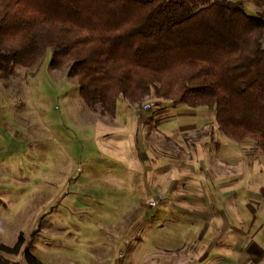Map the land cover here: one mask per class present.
I'll return each mask as SVG.
<instances>
[{
	"label": "rangeland",
	"instance_id": "374dc122",
	"mask_svg": "<svg viewBox=\"0 0 264 264\" xmlns=\"http://www.w3.org/2000/svg\"><path fill=\"white\" fill-rule=\"evenodd\" d=\"M50 58L47 49L39 64L0 77L2 244L22 235L47 264H114L122 255L105 235L117 231L133 236V264H156L202 251L194 237L207 223L211 233L228 226L233 261L246 246L237 234H259L264 249V155L253 140L224 135L206 107L169 99L119 96L110 117Z\"/></svg>",
	"mask_w": 264,
	"mask_h": 264
},
{
	"label": "trees",
	"instance_id": "16d2710c",
	"mask_svg": "<svg viewBox=\"0 0 264 264\" xmlns=\"http://www.w3.org/2000/svg\"><path fill=\"white\" fill-rule=\"evenodd\" d=\"M263 40L264 14L238 0H0V77L50 49L49 67L66 66L88 107L113 117L119 96L206 107L224 135L264 155Z\"/></svg>",
	"mask_w": 264,
	"mask_h": 264
},
{
	"label": "crops",
	"instance_id": "0c3cea01",
	"mask_svg": "<svg viewBox=\"0 0 264 264\" xmlns=\"http://www.w3.org/2000/svg\"><path fill=\"white\" fill-rule=\"evenodd\" d=\"M210 227L211 226L207 225L206 223L203 226V230H201L194 237L195 240H199L200 244L206 245V247H204L202 251V248H198L197 251H193V255L191 256L190 254L187 255L188 253L184 252V250H181V252L179 251L171 255L174 260H169L170 256L165 255L161 258V263H159L158 260L156 264H260L261 257L264 254V249L260 246L259 234H251L252 239L250 235H236V238L234 239L237 245L239 246V242L241 241L245 242L246 246H239L241 247V251L237 253L236 261H233L234 246L232 245V243L234 242V240L230 238L232 234L227 230L228 226L224 224L218 233L209 232L208 229ZM225 230L227 231L225 232ZM128 235V233H126L125 235V233L122 234L118 233L117 231H113L111 236L105 235V237L109 236L108 238L110 239V246L112 244H114L113 246H119L118 251H120L122 255L118 257L119 261L114 264H133V261H135L137 249H134V247L136 246L133 242V236H131V234L129 236ZM111 238L114 241L111 240ZM120 238L121 240L122 238H124V241H122V243ZM116 239H118L119 242H116ZM123 242L127 245L125 248L123 246ZM25 248L27 247L21 246L17 252L4 251L0 249V264H27L24 254ZM180 248L181 247H179L177 250H179ZM28 251L30 252V249H28ZM166 251L170 250H164V252ZM32 254L37 257V255H35L34 253ZM152 257L150 258V260H153Z\"/></svg>",
	"mask_w": 264,
	"mask_h": 264
}]
</instances>
